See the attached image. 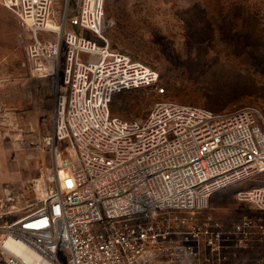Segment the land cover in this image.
Masks as SVG:
<instances>
[{"label": "built area", "instance_id": "2783aa9c", "mask_svg": "<svg viewBox=\"0 0 264 264\" xmlns=\"http://www.w3.org/2000/svg\"><path fill=\"white\" fill-rule=\"evenodd\" d=\"M53 1L10 7L31 76L56 88L54 168L41 207L0 222L3 264H32L11 237L44 264H235L234 252L264 242L261 218L204 216L213 196L247 182L258 184L236 191L237 207L264 213V114L160 100L143 119L113 116L122 92L165 95L160 73L111 45L106 0H62L56 19Z\"/></svg>", "mask_w": 264, "mask_h": 264}, {"label": "rangeland", "instance_id": "374dc122", "mask_svg": "<svg viewBox=\"0 0 264 264\" xmlns=\"http://www.w3.org/2000/svg\"><path fill=\"white\" fill-rule=\"evenodd\" d=\"M15 5L0 0V214L13 211L0 222L41 207L38 197L44 181L50 187L54 168L48 139L56 88L33 78L25 65L21 30L12 38L13 27L4 21L17 19ZM62 8V0L53 1L54 19ZM105 16L111 45L157 70L166 89L163 96L155 88L116 95L113 116L143 119L160 100L216 112L253 106L264 114V0H106ZM257 184L221 191L204 216L229 225L245 213L264 222V213L241 211L235 202L238 189ZM233 261L264 264V242L234 252Z\"/></svg>", "mask_w": 264, "mask_h": 264}, {"label": "bare ground", "instance_id": "6f19581e", "mask_svg": "<svg viewBox=\"0 0 264 264\" xmlns=\"http://www.w3.org/2000/svg\"><path fill=\"white\" fill-rule=\"evenodd\" d=\"M14 2L16 4V0H14ZM6 246L10 250H12L14 253L25 258L26 260H28L32 264H44L41 261L40 257L36 253H34L32 250L27 248L26 245L20 240H17L15 238L11 237L7 241Z\"/></svg>", "mask_w": 264, "mask_h": 264}, {"label": "crops", "instance_id": "0c3cea01", "mask_svg": "<svg viewBox=\"0 0 264 264\" xmlns=\"http://www.w3.org/2000/svg\"><path fill=\"white\" fill-rule=\"evenodd\" d=\"M5 22H9L12 27H13V33H12V38L15 37L18 32L21 30V23L19 21V19H14V18H8V19H4ZM6 23V24H7ZM25 56H26V53H25ZM1 261H2V258H1Z\"/></svg>", "mask_w": 264, "mask_h": 264}, {"label": "trees", "instance_id": "16d2710c", "mask_svg": "<svg viewBox=\"0 0 264 264\" xmlns=\"http://www.w3.org/2000/svg\"><path fill=\"white\" fill-rule=\"evenodd\" d=\"M260 110V109H259ZM261 111V110H260ZM262 112V111H261Z\"/></svg>", "mask_w": 264, "mask_h": 264}]
</instances>
